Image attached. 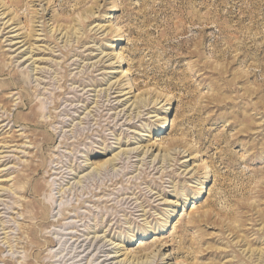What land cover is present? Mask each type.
I'll list each match as a JSON object with an SVG mask.
<instances>
[{"label": "rangeland", "instance_id": "1", "mask_svg": "<svg viewBox=\"0 0 264 264\" xmlns=\"http://www.w3.org/2000/svg\"><path fill=\"white\" fill-rule=\"evenodd\" d=\"M34 3L0 0V264H264V0Z\"/></svg>", "mask_w": 264, "mask_h": 264}, {"label": "bare ground", "instance_id": "2", "mask_svg": "<svg viewBox=\"0 0 264 264\" xmlns=\"http://www.w3.org/2000/svg\"><path fill=\"white\" fill-rule=\"evenodd\" d=\"M33 2H34V0H32V6H35V3L33 4ZM41 4V3H40ZM93 8V7H92ZM41 11H43V9H41ZM85 11V10H84ZM83 11V12H84ZM44 12V11H43ZM82 12V13H83ZM86 12V11H85ZM88 12H91V13H93L92 11H89L88 10ZM35 14L34 16H32V57H33V55H34V52H35V50H38V45H35L36 44V42H38V39H34V36H39V34H36V29H35V27L37 26L36 25V23L38 24V23H43L44 22V17H43V14H41V15H39L38 14V11H37V9H35V10H33L32 11V14ZM4 14V12H2V13H0V15H3ZM91 16V15H90ZM74 20V26L72 27V28H70V26H64V27H62V25L61 24H57L56 25V27L55 28H50L49 29V31H48V34H50V37H57V36H59V35H61V39H63V38H65L66 37V40H65V44H67L69 41H68V38H71L72 37V35H76V34H79V30H80V28H76L75 26L76 25H79L78 24V20H76V19H73ZM10 21V20H9ZM7 22V21H6ZM5 22V23H6ZM40 23V24H41ZM104 25V24H103ZM13 27V26H12ZM42 27H43V29H42V31H45V28H44V24H42ZM94 27H97V25H95ZM102 27L103 26H100V27H98L95 31H94V35H96V34H98V32L100 31V32H103V31H105V29H103L102 30ZM68 28H70L69 30H68ZM112 28V27H111ZM13 29H15V28H13ZM39 29V28H38ZM65 29V31L64 32H62L63 30ZM74 29V30H73ZM95 29V28H94ZM113 30V29H112ZM111 30V31H112ZM39 32V31H38ZM57 33V34H56ZM55 34H56V36H55ZM106 34V33H105ZM11 37H12V35H10ZM23 38V37H22ZM78 38V37H77ZM57 39H59V38H57ZM123 40V35H118V36H115L114 38H113V40H111L110 42H108L107 43V46L109 47V48H112V47H114V46H116V43H119L120 41H122ZM21 42H23V40L22 41H18V42H16V43H21ZM12 43V42H11ZM21 47V46H20ZM18 49V48H17ZM115 52V51H114ZM91 54V53H90ZM117 54L118 53H116L115 55H113V58L115 57L116 58V56H117ZM109 56H110V54H108ZM121 57V54H118V57H117V59H119ZM107 58V57H106ZM114 58V59H115ZM30 59H31V57H30ZM37 61H40V60H35V58H34V60L32 61V65H34L35 63H37ZM103 61H105V60H103ZM109 62V61H108ZM119 62V61H118ZM97 64V63H96ZM91 65V64H90ZM94 65V64H93ZM37 66H32V73L34 74H36V70H37ZM42 68V67H41ZM36 69V70H35ZM40 69V68H39ZM127 70V69H126ZM126 70H125V72H126ZM35 71V72H34ZM124 71V70H123ZM128 71V70H127ZM127 73V72H126ZM127 74H125V76H126ZM65 76H66V74H65ZM126 77H128V76H126ZM36 78V77H35ZM109 80V79H108ZM122 84V83H121ZM116 85V81L115 82H111V83H109L108 84V86H107V88H105L104 89V94H105V97L107 98V101L108 102H110L111 100L109 99L110 98V95L111 94H113V95H115V96H112V97H122L121 99H119L117 102H116V105L117 104H119V105H124L125 103H127L128 101H129V96H127L129 93H130V90H128V91H126V90H124L123 88H121V87H119V83H117V85ZM114 86H115V88H114ZM102 89V88H101ZM101 89L100 90H97V92H99V91H101ZM112 89H118V90H113V92H112ZM81 90H83V89H81ZM88 91H89V89H88ZM87 91V92H88ZM96 91V90H95ZM86 92V93H87ZM115 93V94H114ZM60 94H63V93H60ZM97 96V95H96ZM141 96V95H140ZM81 97H83V96H81ZM111 97V98H112ZM159 98H161L160 96H157L155 99H147L146 100V98H141V97H135L134 98V100H133V102L130 104V106L129 107H131L133 104H134V109H138V108H140V107H144V106H146V105H149L150 103H153V104H155V105H159L161 102H162V100H159ZM106 101V100H105ZM167 101H168V103H167V105L165 106V108H163V110L161 111V113L163 114V116L162 117H159V118H157V119H165V121L164 122H162L161 123V128L158 130L159 132L158 133H164V132H166V130L169 128V127H171V126H173V125H175V123H176V120L172 117V116H168V118L166 119V116H167V114H168V112H169V110L171 109V110H173V107L172 108H170V97L168 96L167 97ZM79 103V102H78ZM91 103V102H90ZM72 103H70L69 105H71ZM53 105H54V107L55 106H57L58 105V103H57V101L56 102H54L53 103ZM96 105H98V103H97V100H96V102H95V106ZM110 105V104H109ZM112 105V104H111ZM168 106V107H167ZM167 107V108H166ZM139 110V109H138ZM127 111V110H126ZM120 112H122V110H120L117 114H116V116L118 117V115H119V113ZM41 114V113H40ZM39 114V115H40ZM38 115V116H39ZM88 115H89V112H88ZM170 115H172V114H170ZM129 117V116H128ZM153 117V116H152ZM169 119H171V120H169ZM34 121V120H33ZM139 136H142L143 134H138ZM117 140H119L118 138H117ZM100 149H102V148H100ZM140 149V146L139 147H134V148H131V149H124V150H120L119 152H117V153H114L113 155H112V157L111 158H107V159H105V160H103L102 162H88V161H86V164H95V167L96 168H101V167H104V166H106V165H115V164H117L118 162H119V160L122 158V155L123 154H125V157L124 158H128V157H126V155L127 154H131V153H142L143 154V158H144V156L145 157H150V155H152V153L150 152V154H149V156H147L148 155V153H149V148L147 147V148H142L141 150H139ZM175 153H176V151H175ZM178 153H181L180 151L178 152ZM168 154H170V151H166V154L165 155H161V154H155V156H154V158L152 159V163L157 159V157H158V162L161 160V156H163V160H164V158H166L167 157V155ZM189 154H187L186 156H188ZM142 158V159H143ZM145 159H143L142 160V163H143V161H144ZM117 161V162H116ZM185 161H187V160H183L182 162H185ZM85 165V164H84ZM193 169H191V170H189L188 172H187V174H189L191 171H192ZM192 175H194V177L195 176H197V174H195V172H193V174ZM208 179H209V175L208 174H206V176H205V178H204V182L199 186V188L201 189L200 191H199V194L201 193V192H203V191H205L206 192V190H207V188L205 187V182H207L208 181ZM127 204V203H126ZM192 218V217H191ZM192 220H196L195 218H193ZM171 224H172V221H171V219H170V215L169 216H166L165 218H164V220H163V223L161 224V226L159 227V229H161L160 230V232H162V231H165L166 229H167V227L168 228H170V226H171ZM159 232V233H160ZM97 238V237H96ZM93 239V238H92ZM118 245V244H117ZM82 246V245H81ZM105 245H103V246H101V248H100V250H99V253H101V252H106V251H104V248H102V247H104ZM120 255V254H119ZM119 255H117V254H113V255H111V256H108L107 255V257L106 258H104L99 264H113V262H110L109 260L110 259H113V258H116V257H118ZM163 254H158L157 255V259H156V255H155V257H153V261H152V263L151 264H153V263H155V262H157L158 260H159V258L161 259V260H163V256H162ZM99 257V256H98ZM74 258V257H73ZM125 259H127V258H123V259H121L120 261H118L117 260V262H115V264H121V262L123 261H125L123 264H125L126 263V261L127 260H125ZM80 260H82V258L80 259ZM155 260V261H154ZM79 261V260H78ZM165 263H167V262H165Z\"/></svg>", "mask_w": 264, "mask_h": 264}]
</instances>
